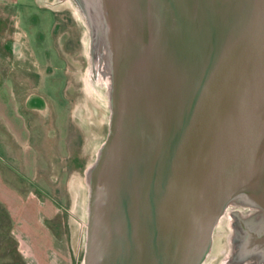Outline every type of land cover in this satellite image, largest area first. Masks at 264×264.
I'll list each match as a JSON object with an SVG mask.
<instances>
[{"label":"water","instance_id":"95a60500","mask_svg":"<svg viewBox=\"0 0 264 264\" xmlns=\"http://www.w3.org/2000/svg\"><path fill=\"white\" fill-rule=\"evenodd\" d=\"M35 1L85 29L78 120L105 109L80 264H264V0Z\"/></svg>","mask_w":264,"mask_h":264},{"label":"rangeland","instance_id":"374dc122","mask_svg":"<svg viewBox=\"0 0 264 264\" xmlns=\"http://www.w3.org/2000/svg\"><path fill=\"white\" fill-rule=\"evenodd\" d=\"M84 34L82 23L76 25L71 13L41 9L35 0H18L8 14L0 7V125L8 121L2 106L7 104L9 121L30 132L26 138L24 131L25 142L16 138V152L24 155L11 154L6 162L12 168L10 178L25 189L21 199H40L48 205L37 219L29 208L16 212L0 204V264L82 260L85 198L76 195L74 187L80 189L85 167L107 133L102 102L91 98V106L100 112L96 119L78 120L79 103L84 107L87 100L82 83L87 68ZM10 41L18 48L14 55L7 47ZM36 92L47 102L40 115L25 111L22 103ZM3 157L0 142L1 172Z\"/></svg>","mask_w":264,"mask_h":264},{"label":"crops","instance_id":"0c3cea01","mask_svg":"<svg viewBox=\"0 0 264 264\" xmlns=\"http://www.w3.org/2000/svg\"><path fill=\"white\" fill-rule=\"evenodd\" d=\"M17 4H18V0H0V7L3 8L4 12H7V14H8V10L10 9V5L15 6ZM22 103H23V107H25L24 110L30 113L40 115L47 110V102L42 97V95L39 93L37 94V92L31 95H28ZM2 106L4 107L3 110L5 111V113L7 112L6 116H7L8 121L5 125L3 126L0 125V142H2V147L4 149V155H5V157L1 159V163L4 166L3 171L5 172V174L3 171L2 172L0 171V204L6 210L11 211L12 209H14V211L16 212L19 211L20 208L21 209L29 208L30 211L33 214H35L38 219V215L40 214V211L44 208H47L48 205L46 203L42 204V201L40 199L38 200L37 199L36 200H31V199L22 200L21 199L20 193L24 192L25 189H21L17 187V184L15 183V179L12 180V178H10L12 174L10 169L12 170V168L6 162V159L9 158V155L11 154L18 155V153L16 152L17 145L15 143V142L18 143V140L16 138H19L25 142L24 140L25 136L23 133L25 131L27 135L26 138H29L30 132H27L23 124L19 126L17 125V127H15L16 125L9 121L10 117H9V112H8L9 110L8 105L3 104ZM45 128H46V125H45ZM28 142L30 143V140H28ZM22 155H24L23 151L20 152V155L18 156L22 157ZM7 167H9V169ZM2 176H6L8 180L7 181L3 180ZM35 209H39V210L37 211Z\"/></svg>","mask_w":264,"mask_h":264},{"label":"flooded vegetation","instance_id":"af4514ba","mask_svg":"<svg viewBox=\"0 0 264 264\" xmlns=\"http://www.w3.org/2000/svg\"><path fill=\"white\" fill-rule=\"evenodd\" d=\"M7 47L9 48V50H10V53L12 54V55H14L16 52H17V50H18V48H17V46L13 43V42H8L7 43ZM16 58V57H15ZM36 103V102H35ZM38 105V104H37Z\"/></svg>","mask_w":264,"mask_h":264}]
</instances>
